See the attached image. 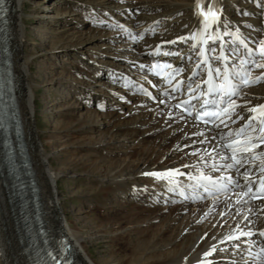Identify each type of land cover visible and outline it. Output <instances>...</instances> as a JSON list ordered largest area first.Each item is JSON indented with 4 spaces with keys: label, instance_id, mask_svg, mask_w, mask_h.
Returning a JSON list of instances; mask_svg holds the SVG:
<instances>
[{
    "label": "bare ground",
    "instance_id": "6f19581e",
    "mask_svg": "<svg viewBox=\"0 0 264 264\" xmlns=\"http://www.w3.org/2000/svg\"><path fill=\"white\" fill-rule=\"evenodd\" d=\"M8 1V29L11 36L13 68L19 84L21 115L44 201V217L55 242L59 235L58 228L61 227L67 238L73 243L79 260L85 264H98L90 250L88 240L80 234L78 227H76V218L70 220L66 215L63 209L64 198L60 197L59 181L61 177L80 178L83 176L92 178L95 182L96 190L93 191L95 194L112 200L113 197L122 199L124 202L122 205L126 209L137 208L136 211L132 212L131 210L132 217L130 216L131 222L128 223V227H139L141 243L145 240L147 242L146 244L143 243L145 246H142L140 244L134 245L131 241L134 249L130 258L127 259L128 261L125 262L126 264H195L201 260L210 261L211 264H231L240 259L241 250L237 249L236 245L242 244L243 248H247L248 245L246 244H251L255 240L263 241L258 232L264 226V201L254 203L250 202L248 197H241V203H236V193L244 191L243 187L237 188L229 196L213 200L196 201L194 198L184 200L181 192L169 190L173 188L171 184L142 175L146 172H164L172 168L199 171L204 169L206 170L204 172L216 177L231 175L237 179L240 185L244 181L243 176L241 177L236 170L231 172V169L220 167L219 171H214L211 167L213 163L223 165L229 162L220 159V157L228 154L222 147L224 144L223 137L229 133L228 129L203 126L194 119L183 116L169 102L168 96L162 94L167 89L163 82L160 83V89L155 90L150 83L152 77L146 71V66L150 65L152 60L173 59L171 55L158 57L153 54V48L156 46L165 49L166 53L177 51L178 47H182L179 53L182 57L175 59V63L179 62L177 68L183 67L182 65L185 67L189 60L187 57L195 55L191 47L193 40L181 42L178 41V38L191 36L200 20L203 19L202 16L197 15L196 0H164V3L123 1L111 6H106L102 0H58L63 5H69L71 11H81L82 15L87 18H70L68 17L71 15L70 11L69 13L66 11L63 16L56 17L60 18L57 21L64 22L65 25L66 22L71 21V25H74L71 29L83 25L85 27L87 22L100 27L101 22L88 20L94 10L107 11L111 15H116L113 12L119 11L118 16L128 17V21L126 19L125 22L116 24L109 40L119 42L117 48L121 50V53L116 54L120 55L119 57L134 59L132 62L136 70L131 68L133 67L131 63L119 58L117 60L120 62L119 64H109L117 65L127 70L128 73L131 72V79H125L129 84L128 89H125L124 86H116L108 90L105 83L99 84L102 86L99 88L96 86V82L100 81V76L95 78L92 71L87 74L88 78L93 80L92 84L77 83L78 85H76L75 83L80 88V95H77L80 101L77 100L58 110L57 116L61 114L70 115L79 107L87 105V102L96 104L101 112L108 108L110 112L91 111L89 112L90 115L83 114L81 119L85 122L79 125H76L77 122L72 123L63 130L62 139L59 138L63 146L55 151L48 150V146L54 142L53 136L42 139L39 135L40 130L36 125L38 92L41 87H47L51 84L54 86L45 88L46 91L55 87L53 90L58 93L62 87L70 84L72 78H70L69 73L72 74V68L75 66L74 64H66V72L50 82H48L46 75L36 74L32 68L40 57L49 54H52L57 60L59 53L69 55L75 52L83 54L85 50L91 51L93 48L89 47L90 44H93L98 38H105L107 35L97 28H89L85 32L86 35L84 31H79L75 38L53 42L50 51H48L49 45L45 44L40 53L28 55L25 52L29 45L38 46L34 41H36L39 32L31 33L28 31L27 25L25 26L26 23H29V18L23 11L27 0ZM212 2L213 0H202V7L205 12L207 6ZM240 2L238 4L236 0H220L218 7L221 9L222 20L227 24L229 31L235 32L239 29L240 35L246 40H250L255 49L258 42L264 40V0H262L260 7L248 4L247 0H240ZM231 4L237 5L234 6L233 11H231ZM133 9H143L148 12L165 9L166 12L162 10L156 15L132 19L126 16V13ZM186 11H190V14L186 15ZM244 13H248V15H244ZM37 19L48 20L49 17L38 15ZM160 24L162 25L160 26ZM158 25L160 30L156 29ZM154 31H159V34L154 37L148 36L149 38L145 40L146 33L153 36L156 33ZM75 32L77 31L72 33L76 34ZM141 36H144V39H141ZM127 37L132 40H125ZM29 39L32 41H28ZM143 40L144 43H140ZM173 40H176L177 43H165ZM61 43H65L64 50H61L62 46H59ZM130 51L133 53L130 54ZM77 59L78 66L76 69H82L84 67L83 60L79 56ZM96 61L98 62V60ZM103 62L105 63V61ZM142 65L143 67H141ZM124 70L122 71L125 72ZM100 71L103 72V77L109 78L111 75V72L109 73L105 68ZM118 72L120 73V71ZM38 79L42 80V84L38 83ZM145 90H151L156 94L159 102L154 103L148 95H145ZM170 91L167 89V92ZM243 93V97L238 100L243 101L244 105L248 102L252 104L264 102V80L256 86L245 88ZM72 94L76 95L75 92ZM58 95L61 97L60 94ZM65 100L70 102L67 97ZM161 100L165 102L160 103ZM125 107H127V112L123 113ZM240 110L245 112L246 106ZM151 114L152 117L150 118ZM101 128L105 130L102 131ZM89 132L98 133V135L83 134ZM79 148L89 151L90 163L88 159H86L88 163L83 162L84 168L86 166L83 172L76 174L73 167H66L65 165L60 168L61 170L53 168L50 160L57 151H63L61 154L65 161V158H68ZM214 148L215 151H213ZM208 153H211V156ZM120 155L125 157L120 158ZM68 160L70 164H73L77 159L74 160L73 157H70ZM255 163L253 162L252 165ZM184 165L189 167L185 168ZM10 183V179L7 178L3 170V175L0 174V264H27L28 259L25 251L27 243L17 215L18 207L11 197ZM187 184L179 185L187 188L192 187L190 181ZM195 190L197 191V189ZM84 192L83 195L88 196L87 192ZM191 192L195 191L192 190L187 193ZM195 198H202L199 190L195 192ZM103 204H99V209L104 206ZM107 210L109 211V209ZM102 225H99L98 231L102 230L105 233L107 231L109 234L113 232L115 233L114 238L123 239L124 235L121 234L123 230L105 229ZM113 226L115 224H112L110 228ZM241 231H251L253 235L241 237L239 241L221 243L229 235H239ZM129 237L127 236V238ZM213 245L226 249V251H218L211 257H205L204 253L209 251ZM123 259L122 261L126 260Z\"/></svg>",
    "mask_w": 264,
    "mask_h": 264
},
{
    "label": "rangeland",
    "instance_id": "374dc122",
    "mask_svg": "<svg viewBox=\"0 0 264 264\" xmlns=\"http://www.w3.org/2000/svg\"><path fill=\"white\" fill-rule=\"evenodd\" d=\"M102 1L105 3L106 6H111L113 4H117L123 1H137V2L141 1V2H151V3L153 2L154 3H164L165 2L164 0H153V1H150V0H102ZM168 1H174V0H168ZM236 3L240 4L241 2L240 0H236ZM247 3L253 4L254 2H252V0H249V1L247 0ZM231 6H232L231 11H233L237 5L231 4ZM106 9L108 10V7H106ZM162 10L163 12H166L165 9H157V10H153L149 12L143 9H139V10L133 9L130 12L128 11L126 13V16H129V18L131 17L132 19L139 18V17L141 19V16L142 17L150 16L152 14L156 15ZM23 11L26 12V16L29 18V23L25 24V26L27 25L28 31H30L31 33H33L34 31L39 32V35L36 38V41H34V43L38 44V46L29 45V47L27 48L25 52L28 55L40 53V50L44 48L45 44L47 46L49 45L48 51H50V46H52L53 42H61V41L67 40V38H75L78 35L79 31H84V34H85V32H87L89 28L90 29L97 28L100 31L105 32L107 35L105 38H102V37L98 38L97 40H95L93 44H90L89 47L93 48L91 51L83 50L84 51L83 54L75 52L69 55H64L62 53H59L60 55H58L57 60L55 59V57L52 56V54H49L45 57H40L36 61V65H34L32 68V71L34 73L46 75V78H48V82H50L54 78H57L59 75H63L66 72V68H65L66 64L68 65L74 64L75 66L74 68H72V72L70 71L72 74L69 73V76H71L70 78H72L70 79L72 83L71 82L70 84L68 83L69 85L66 84V87H62V89H60L58 93L53 90L55 87L51 90L46 91L45 88L54 86L51 84L48 85L47 87L46 86L41 87L38 92L39 96H38V110H37L36 125L38 126V129L40 130L39 135L42 139H46L48 137L53 136L52 139H54V142L50 146H48V150L55 151L56 149H61L63 146L61 145L63 143L60 142V140L62 139L61 136H63L62 135L63 130L67 129L72 123L77 122L78 124L76 125H79L85 122V120L81 119V116L83 114L90 115L89 112L91 111L101 112V110H99L100 108H98L96 104L93 105V103L87 102V105L79 107L77 111L73 112L74 114L73 113H71L70 115L61 114L57 116L56 112L58 110L66 107L68 104L74 103L77 100H79L77 98V95L80 93V88L79 86H76L78 85L77 83H83L85 85L89 83L92 84L93 80H90L87 76V74H89V72L92 71L95 78H98L100 76L99 78L100 81L96 82L97 83L96 86L99 88H102V86L99 84L105 83L106 89L109 90L113 87L120 85V83L122 84V80L120 81V78L117 79L115 77V74L116 72L120 71V73L119 72L117 73L118 76L120 77L121 71L124 70L117 65L112 66L109 64H113V63L119 64L120 62L117 61L119 58V59L126 60L127 62L131 63L133 66L132 61L134 59H128L127 57H119L120 55H117L118 52L121 53V50L117 48V45L119 42L109 40L110 38L109 36L111 35V32L115 30L114 27L116 26V24H118L119 22H125L126 19L128 21V17L125 18L124 15L118 16L117 14H120L119 11H114L113 13H115L116 15H111L107 11L101 12L98 10H94L92 11V14H91L92 16L88 18V20H95V22H101L100 27L92 23L89 24L87 22L85 24V27L84 25L82 26L83 28L75 25L79 29L78 28L71 29V27L74 26V25H71V21L66 22V25H65L64 22L57 21L60 18H56V17L63 16L66 11L68 13L70 11L71 15H68V17L70 18H77V19H87V18H85V15H82L81 11H71V7H69V5L67 4L63 5V3H59L58 0H27L25 2ZM75 13H78V14H75ZM185 14L186 15L190 14V11H186ZM38 15H46L49 17V19L48 20H44V19L38 20L37 19ZM143 22H145V20H143ZM161 25L162 24H160V26ZM67 28H69V30H66ZM159 28L160 27L158 25L156 29L160 30ZM73 31H77L75 32L76 34H73L72 33ZM158 34H159V31H157L153 36L149 33H146L145 40L149 37H154ZM141 39H144V36H141ZM125 40H132V39L127 37L125 38ZM28 41H32V40L29 39ZM140 43H144V40ZM64 45L65 43H61L59 45V46H62L61 50H64V47H63ZM129 53L131 54L133 52L130 51ZM78 56L82 58L84 67L82 69L77 70L76 68L78 66L77 64ZM93 60L95 61L93 62ZM96 60H98V62ZM135 60H139V59H135ZM103 61H105V63ZM102 68L107 69L109 73L111 72L110 73L111 75L109 74L110 75L109 78L103 77L104 76L103 72L100 71ZM116 69L118 70L116 71ZM124 71H125L124 73H128L126 72L127 70H124ZM38 83L42 84V80L38 79ZM120 86H123V85H120ZM74 92L76 93V95L72 94ZM57 94H60L61 97H59V95L57 96ZM66 97L67 99L70 100V102L65 100ZM48 100L50 101L48 102ZM107 112H110L109 108L106 110H103L101 113H107ZM124 112L125 113L127 112V107L123 109V113ZM151 117H152V114L150 118ZM106 121H108V119H106ZM101 130L104 131L105 129L101 128ZM83 134L84 135L88 134V136L98 135V133L93 134V132L83 133ZM80 138L84 139L85 137H80ZM62 152H63L62 150L57 151L55 153V156L51 158L50 160L55 170H61L60 168H63V165H65L66 167H73V169L76 171V174H77L79 172L80 173L83 172L86 169V166L84 168L83 162L90 163L89 156H88L89 151H86L80 148L75 150L76 153L74 152L72 155L68 157V158L73 157L74 160L77 159L75 160L73 164H70L68 158H65V161L67 160L66 162L64 161V157L61 154ZM123 155H120L119 157L124 158L125 156ZM83 157L85 160L83 159ZM86 159H88V162L86 161ZM80 161L83 163V165ZM76 162H78L79 165ZM94 183L95 182L92 180V178H89L87 176H83L80 178L61 177L59 181V185H60V190H61L60 197L64 198L63 209L66 212V215L68 216L70 220L76 218V222H77L76 227H78V231L80 232V234L83 235L88 240L90 250L94 254L95 260L97 261L98 264H110V263H115V262L116 263L123 262L122 264H126L125 262L128 261L127 259L130 258L132 254V250L134 249V247L132 248V243H134V245L140 244L142 246H145L144 244H146L147 242L145 240L143 242L144 244L141 243L140 240L142 239L139 238L140 237L139 235L141 233L139 231L140 230L139 227H133V228L128 227L131 222L130 220V216L132 217L131 213L133 211H136L137 208H134L135 210L126 209L122 205L124 204L122 199L113 197L114 199L112 200L111 198H106V197L104 198V197H101L99 194H95L93 192L94 190H96L95 189L96 186ZM84 191L87 192L88 196H86L85 194L83 195ZM100 203L102 204L104 203L103 204L104 206L101 209H99ZM106 207H109V208H106ZM107 209H109V211ZM100 224L101 225L103 224L102 226H104L105 229L114 228V230L116 229L123 230V232L121 233L124 235L123 239L117 240L116 238H114L115 233L113 232H112L113 234L111 232L109 234L107 231L106 233L105 231H102V230L98 231ZM112 224H115V226L110 228ZM132 224L133 222L131 223V226ZM72 225L75 226L74 223H72ZM127 236L128 237L130 236V237L127 238ZM119 257H121V259H119ZM123 258L126 260H124ZM122 259L124 261H122Z\"/></svg>",
    "mask_w": 264,
    "mask_h": 264
},
{
    "label": "snow or ice",
    "instance_id": "6c2138e0",
    "mask_svg": "<svg viewBox=\"0 0 264 264\" xmlns=\"http://www.w3.org/2000/svg\"><path fill=\"white\" fill-rule=\"evenodd\" d=\"M220 0H213L212 4L207 6V11H204L202 7V0H196L197 15L203 17L204 29L199 33H193L188 37H179L178 41L187 42L188 40H197L198 44H215L222 37L219 32H209L210 26L223 27L225 30L223 32L224 36H233L236 42V46L230 49V53L238 54L239 47L242 46L246 50V58L240 59L241 70L239 72L232 70L229 67L228 61L231 59V55L226 54L224 43L220 44L219 55L212 56L209 58L208 54L216 51L214 47H201L197 55L202 59L196 64V68L199 69L201 64L205 65L207 68V78L197 82L192 78H188V83L185 84L184 81L177 80L172 86V92H179L181 89L185 93L189 94L188 99L180 100L175 104V108L179 109L181 113H187L188 116H193L196 121L204 125H212L214 127H219L223 124L225 127L228 126L227 122L235 123L236 120H243L244 116L237 112L238 108H244L245 105L237 103L238 98L241 95V90L243 87H250L252 85L260 83L264 80V73L260 76L251 78V72L253 69H264V63L260 62L264 60V40L258 42L257 48H250L248 43L241 38L239 34V29L235 32L227 30L228 26L222 20L221 9L218 7ZM3 0H0V4ZM248 15V13H244ZM250 27V26H249ZM168 44L177 43L176 40L166 41ZM198 44H192L191 47L196 48ZM160 48L157 47L155 54H159ZM165 55H179V53L167 52ZM191 59V57H187ZM211 60H217L223 65V70L221 67H213ZM247 66V67H246ZM143 67V65L141 66ZM164 67L172 68V65H165ZM183 69L176 68L173 72L168 73V83L172 84V81L176 79ZM175 73V75H173ZM198 73L194 71L192 76H196ZM195 84V87L192 85ZM207 85L206 91L199 92L198 95H192L197 93L201 88V85ZM166 96L169 95L168 92L164 93ZM145 95H150L145 90ZM208 96H212V99H208ZM200 107L196 108V105L192 103L193 100L201 101ZM165 101L161 100L160 103ZM195 109V114L193 113ZM246 111L251 115L248 116L246 122L239 127L235 132H229L228 135L232 137L228 143H225L222 147L228 149V154L220 157L224 161H229L223 165L213 163L211 165L214 171H219L220 167L225 169H236L239 172L240 169H246L243 175V179L249 187L246 191L236 193L237 200L236 203H241V197H248L250 199H264V175L258 177L259 180V191L254 192L250 185L256 183V181L251 179L250 172L246 168L248 165L255 163V167L259 169L261 174H264V104L255 105L252 107H247ZM235 117V119H233ZM183 118V117H181ZM216 121L220 123L217 124ZM203 135V133H200ZM203 143V141H200ZM259 150V151H258ZM215 151V148L213 149ZM211 156V153H208ZM203 159V157H201ZM207 165V162H205ZM185 168L189 167L184 165ZM142 175L150 176L158 180H166L169 184L179 187L176 180L177 176H184L186 173L180 171V169H167L164 172H146ZM222 180L226 183H221L215 178L201 173L199 180H197L194 185V190L202 188L205 193L212 195L221 191H227L228 185L231 184L236 188L243 187L238 181H235L232 177H223ZM171 191L176 190V188L169 189ZM181 191V195H183ZM187 198V197H185ZM246 202V201H244ZM247 219V218H246ZM251 231H241L239 235H229L226 237L225 241H239L241 237L252 236ZM259 235L264 237V231L259 232ZM218 251H226V249L218 248L217 246H211L209 251L204 253L205 257H211L214 253ZM264 252V249H261ZM261 258V257H258ZM55 259V257H53ZM264 261V258H261ZM200 264H211L210 261L204 260Z\"/></svg>",
    "mask_w": 264,
    "mask_h": 264
},
{
    "label": "water",
    "instance_id": "95a60500",
    "mask_svg": "<svg viewBox=\"0 0 264 264\" xmlns=\"http://www.w3.org/2000/svg\"><path fill=\"white\" fill-rule=\"evenodd\" d=\"M58 231L61 237L64 251L68 253L67 256L75 255L76 251H75L74 245L67 239L66 235L62 232V228L59 227Z\"/></svg>",
    "mask_w": 264,
    "mask_h": 264
}]
</instances>
